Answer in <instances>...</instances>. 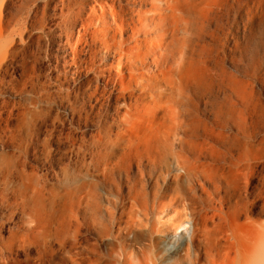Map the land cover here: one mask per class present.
I'll return each instance as SVG.
<instances>
[{"label": "rangeland", "instance_id": "rangeland-1", "mask_svg": "<svg viewBox=\"0 0 264 264\" xmlns=\"http://www.w3.org/2000/svg\"><path fill=\"white\" fill-rule=\"evenodd\" d=\"M150 1L0 0V264L141 263L191 227L236 264L264 235V0ZM139 38L166 55L121 61Z\"/></svg>", "mask_w": 264, "mask_h": 264}, {"label": "bare ground", "instance_id": "bare-ground-1", "mask_svg": "<svg viewBox=\"0 0 264 264\" xmlns=\"http://www.w3.org/2000/svg\"><path fill=\"white\" fill-rule=\"evenodd\" d=\"M107 1H110V0H96L101 14H103V11H104L103 10V3L107 2ZM139 1L143 5H147L148 3H151L150 0H139ZM155 1H163V0H154L152 2V5H154V3H156ZM136 10H137V14L142 13V12L144 15L147 14V11L140 10V8H137ZM116 14H117V17H119V19L122 20L123 10L117 9ZM71 25L73 28L75 26V23H71ZM128 26H129L128 24H124L123 28L124 29L126 28L125 30H127ZM130 31L133 34H138L140 31H144V29L141 26L135 25V26H130ZM143 35H144V37L146 36L145 32ZM153 40L149 39L148 41H146V40H144V38H139L138 41L136 40V42H134L132 44H127V45L124 44L123 45L124 52H121L119 54L120 60L122 59V57H124L126 55V53H129V55L131 57H133V59L129 60V61H124V62L128 63V64L130 63V65L137 62L138 59L136 57H138L140 55L139 46L144 47L146 49V51H148V52L158 51V52H160L161 55L165 56L167 53V44L164 41H158V40L153 41ZM163 74H164L163 70H158V76H162ZM128 75H129L128 76L129 80L134 79L135 75L133 73L129 72ZM154 160L155 159L152 157H150V159H149L150 162H152ZM79 190H80V188L74 187V190H73L74 194L79 192ZM111 216H113V214ZM179 216L180 217L182 216V212L179 213ZM183 221H184L183 219L180 220V222L178 224L179 227L184 225V224H182ZM168 222L172 223L173 220H168ZM171 228H173V226H170V228H168V229H171ZM184 229L188 230L189 228L187 226H184ZM174 230H175V228H174ZM122 232H123L122 230H119V234ZM159 234H160V232L157 231L156 229H154L153 227L149 228V237L152 238L154 241L157 242V240L159 239ZM75 237H76V234L74 233L72 235V246L76 243ZM171 239H173L172 243H174V248L172 250L167 251V250H164V248H160V250H159L160 252H157V253L152 252L149 255L143 256L144 260L141 263L137 262V260L135 258L133 259V257L131 255H129V256H131L132 258L129 257L127 255V252L121 248L118 251L119 252L118 256L114 257V261L112 262V264H200V258L202 256V253L196 252L194 249L197 246V242H199L200 239L198 238V234L196 233V231H194V227H191L188 230V237L186 239H181L180 235L170 237L169 240H171ZM134 260H136V261H134ZM75 261H76V258L75 257L72 258V261H71L72 264H75ZM106 262L104 264H106Z\"/></svg>", "mask_w": 264, "mask_h": 264}, {"label": "clouds", "instance_id": "clouds-1", "mask_svg": "<svg viewBox=\"0 0 264 264\" xmlns=\"http://www.w3.org/2000/svg\"><path fill=\"white\" fill-rule=\"evenodd\" d=\"M236 264H264V235L245 254L237 257Z\"/></svg>", "mask_w": 264, "mask_h": 264}]
</instances>
